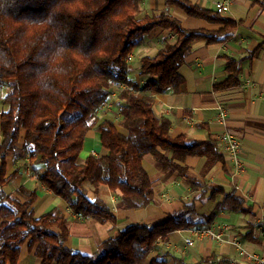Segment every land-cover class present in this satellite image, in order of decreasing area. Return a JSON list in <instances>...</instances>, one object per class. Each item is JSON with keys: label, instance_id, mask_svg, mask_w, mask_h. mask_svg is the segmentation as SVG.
Wrapping results in <instances>:
<instances>
[{"label": "trees", "instance_id": "obj_1", "mask_svg": "<svg viewBox=\"0 0 264 264\" xmlns=\"http://www.w3.org/2000/svg\"><path fill=\"white\" fill-rule=\"evenodd\" d=\"M165 1L189 17L223 27L215 32L187 30L168 13L142 14L141 0H0V264H17L24 244L41 264H167L164 255L149 260L155 243L166 241L171 232L198 226L192 221L194 204L188 203L160 224L125 228L102 243L99 255H86L66 247V218L54 210L34 216L35 191L21 186L14 197L4 191L17 175L7 176L6 158L20 140L38 181L72 212L100 223L115 221L99 196L102 186L117 194L120 210L152 204L153 183L142 166L147 154L192 190H201L203 196L210 190L178 163L187 156L205 157L208 166L221 162L216 140L188 143L185 136L171 137V122L154 113V96L179 92V69L193 40H226L237 25L187 0ZM154 28L170 31L176 40L156 56L140 59L139 76L145 80L141 86L129 76L128 58ZM241 61L228 58L229 76L215 91L240 85ZM115 85L121 86L118 127L126 134L99 118ZM92 131L100 134L106 152L80 164ZM243 205L232 191L219 208L249 213Z\"/></svg>", "mask_w": 264, "mask_h": 264}, {"label": "crops", "instance_id": "obj_2", "mask_svg": "<svg viewBox=\"0 0 264 264\" xmlns=\"http://www.w3.org/2000/svg\"><path fill=\"white\" fill-rule=\"evenodd\" d=\"M187 1L214 12L224 2ZM141 9L142 14L168 13L187 30L215 32L223 27L219 23L189 17L181 8L167 5L165 0H141ZM220 15L236 23L231 36L213 43L203 38L193 40L179 69L183 78L179 92L170 90L156 94L153 110L156 116L171 122V137L185 136L188 143L217 140L221 132L230 131L240 140L244 172L233 177V162L222 152L223 160L211 166H208L205 157L187 156L184 162L178 164L210 188L203 196L201 190H192L176 172L164 168L152 154H147L142 166L153 183L152 204L138 210H120L117 208V194L102 186L99 196L112 209L115 221L100 223L91 218L78 217L64 200L38 181L24 151L23 140H20L15 152L6 158L7 176L14 172L17 175L4 187V191L14 197L17 190L24 186L36 192L37 200L33 206L36 218L52 210L55 215L66 218L68 249L86 255H99L102 243L115 238L125 228L160 224L185 204L193 203L196 215L192 221L198 226L171 232L166 241L156 242L149 260L164 255L167 264H234L233 261L245 264V258L239 256L240 249L250 255H264V229L259 223V218L264 216V0H230L228 11ZM175 40L170 31L154 28L132 50L128 58L129 76L142 86L145 80L139 76L140 59L156 56L162 47L173 45ZM258 47L257 53L250 59L249 54ZM228 58L242 60L240 85L215 91L214 86L229 76L226 70ZM218 105H223L228 111L223 125L216 121ZM102 108L104 113L100 121L113 122L120 133L126 134L118 127V114L112 116V108L107 104ZM2 140L0 131V145ZM157 151L169 156L166 150L157 148ZM105 152L100 144V134L92 131L85 140L78 163L83 164L87 157H99ZM87 187L91 190L89 185ZM232 191L244 202L243 207L250 209L249 213L219 208ZM90 198H93L91 193ZM211 215L214 217L212 222L203 224ZM206 226L216 231L227 227L229 230L224 232L222 242L194 239L193 246L185 244V240L191 237V230ZM17 264H41V261L24 244Z\"/></svg>", "mask_w": 264, "mask_h": 264}, {"label": "built area", "instance_id": "obj_3", "mask_svg": "<svg viewBox=\"0 0 264 264\" xmlns=\"http://www.w3.org/2000/svg\"><path fill=\"white\" fill-rule=\"evenodd\" d=\"M230 0H224L223 3L219 4L217 8V12L224 13L229 9ZM218 115H217V123L225 124L226 118L228 115V111L224 108L223 105L217 106ZM217 145L220 151L233 162V177L238 176L242 172H244V165L242 164L240 158V140L230 131H223L217 137ZM78 217H81L77 215ZM259 223L264 229V216L259 218ZM229 230V227L224 228L220 231H216L213 227H201V228H194L191 230V234L189 238L185 240V244L187 246H193L195 241L194 239L203 240L207 239L210 241L215 242H222L224 240V232ZM238 247H240L239 243H237ZM239 256L245 258V264H264V255H250L247 254L244 250L240 249ZM234 264H237V261H233Z\"/></svg>", "mask_w": 264, "mask_h": 264}, {"label": "rangeland", "instance_id": "obj_4", "mask_svg": "<svg viewBox=\"0 0 264 264\" xmlns=\"http://www.w3.org/2000/svg\"><path fill=\"white\" fill-rule=\"evenodd\" d=\"M119 91H120V86H118V85L113 86L112 89H111L110 97H109L108 101L106 102L107 107L110 106V108H112V112H113L111 114L112 116H115L116 113H117L118 102L115 99H116L117 94L119 93ZM103 113H104V111H103V108H102L101 112L99 113V115L102 116ZM100 116H99V118H100Z\"/></svg>", "mask_w": 264, "mask_h": 264}]
</instances>
